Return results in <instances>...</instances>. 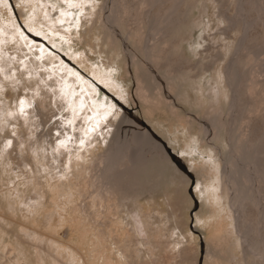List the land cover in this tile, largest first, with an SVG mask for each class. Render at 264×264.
Wrapping results in <instances>:
<instances>
[{
  "label": "rangeland",
  "instance_id": "obj_1",
  "mask_svg": "<svg viewBox=\"0 0 264 264\" xmlns=\"http://www.w3.org/2000/svg\"><path fill=\"white\" fill-rule=\"evenodd\" d=\"M223 1L227 2L223 12L236 18L239 27L227 29V38L217 33L227 27L217 15L220 6L200 0L187 19L190 26L170 41L179 46L170 57L190 61L183 67L207 63L212 69L203 81L192 79L173 87L148 52L155 40L137 43L132 33L124 34L119 26L123 20L129 29L141 25L136 23L143 11L137 0H0V264L260 261L252 257L246 262L244 251L253 247L264 254V213L259 211L264 209V196L254 194V187L259 191L263 186L255 165L261 157L258 145L264 143V84L262 77L251 82L256 72L253 69L251 75L254 56L245 55L243 67L231 58L239 45L243 50L246 43L264 40V22L256 20L257 13L260 17L263 13L264 20V5L256 0L257 12L242 14L245 0ZM151 14L146 17L148 26ZM249 17L255 18L251 24L246 23ZM198 20L203 26L193 29L191 24ZM107 21L119 37L110 32ZM244 23L245 32L241 30ZM149 32L150 28L144 35ZM170 57L167 61L172 62ZM205 57L209 59L202 61ZM240 67L238 82L245 80L243 98L249 103L241 129L248 135L255 128L260 135L252 143V153L246 146L237 148L242 136L234 137L236 125L230 117V113L236 116L237 107H231L226 98L230 89L224 73L237 95L239 86L232 81ZM197 71L188 75L195 76ZM215 87L221 102L218 131L213 122L218 110L212 106ZM128 113L163 140L193 179L184 178L176 163L163 178L157 177L160 167L155 166L151 170L158 181L155 191L144 189L135 203L130 201L118 210L106 195L93 200L94 188L89 185L83 194L79 187L83 181L72 166L83 162L81 156L106 151L104 138L109 132L122 126L124 134L135 126ZM249 137L245 145L250 144ZM232 163L239 166L241 175ZM240 200L253 202L258 213L249 214L245 231L238 225L242 220L246 225L245 215L241 218L238 212ZM235 210L240 214L236 220ZM236 221L238 234L231 233ZM251 227L255 232L249 231Z\"/></svg>",
  "mask_w": 264,
  "mask_h": 264
},
{
  "label": "bare ground",
  "instance_id": "obj_2",
  "mask_svg": "<svg viewBox=\"0 0 264 264\" xmlns=\"http://www.w3.org/2000/svg\"><path fill=\"white\" fill-rule=\"evenodd\" d=\"M105 1H107L108 3L109 2L111 3L113 0H105ZM114 1H116V0H114ZM202 1L203 0H201V2ZM204 1H206V3L210 1L212 4L215 3V4L220 6L218 8L217 15L219 17H221L223 19V21L226 22L227 27L225 30H222V31L217 32V33H220V34L222 33V34L226 35L227 29L233 31V29L236 30V28L239 27L237 25L238 20L236 18L229 17L227 14H225L223 12L224 9L222 10V7H225V5H227L226 1H223V0H204ZM254 1H255V4L253 3V0H245L244 1L245 5L242 4L241 13L243 14V11H246L247 13L254 12V11L257 12L256 0H254ZM199 2H200V0H137V4H139L138 5L139 8L141 7L143 9V11L141 13L140 20L138 22L136 21V23H138V24L141 23V25L137 26V24H136L135 28L129 29L128 24L127 25L124 24L125 23L124 20L119 23V26H121L123 28L122 30H123L124 34L129 35L132 33L135 36V38H137V43L141 42L142 40H145V38H146L147 42L149 41V38H150V40L151 39L155 40L154 42L149 44V46H148L149 51L148 52L152 57V62H153V65L155 66V68L162 71V72L164 71L165 76L168 78L169 82L172 84L173 87L176 84L177 85L189 84L188 82L192 79H195L193 81L194 83L196 82V80H199V79H202L201 81H203V79L207 75L208 71L212 69L211 66H209L207 63L206 64H201V63L190 64V65L183 67V65H185V63L189 64L190 61L184 62L182 56L174 57V58L172 57V59L170 57V56H172L173 48L177 49L179 47L177 44L170 43V41L176 36V33L178 31L183 30L186 26H190L189 25L190 23L188 22L187 19L189 18L190 13L193 12V10H195L197 7H199L198 6ZM258 2L264 5V0H259ZM240 3H242V2H240ZM160 5H162V9L159 8ZM129 8H130V6H129ZM204 8H207L206 4H204ZM106 9H107V7H106ZM137 10H138V8H137ZM262 10H264L263 7H262ZM150 14H151V17L149 18L150 23L148 26L147 22H145V21L148 19L146 17L150 16ZM262 15H263V13L261 14V17H262ZM261 17L257 13L256 20L264 22V20L261 19ZM246 19H247L246 23L251 24L253 22V19H255V18L252 19V17H249V19L248 18H246ZM250 20H251V22H250ZM199 21L200 20L191 24V27L193 29H195V28L203 26L202 23H200ZM260 24H262V23H260ZM106 25H107V28L110 29V32H112V34L114 36L119 37L118 31L115 28H113V26L110 25L108 23V21H107ZM243 27L244 28H242L241 30H244V32H245V30H247L245 23H244ZM148 28L151 29V32H149L146 35L147 36L146 37L144 34H145V30L147 31ZM191 32H193V30H191ZM106 34L109 36L108 33H106ZM261 36H263V35H261ZM227 37L228 36L226 35V38ZM119 39H121V38H119ZM167 44H168V46L164 50L162 48V45H167ZM117 48H118L117 51H119L118 46H117ZM200 55L201 54H198L197 56L200 57ZM238 55H239V58L237 59ZM245 55L254 56L253 57L254 58L253 63L258 64V67H256L255 64H253L251 75L254 73L253 69L256 72H255V76L251 77V82L254 81L253 79H255V78L258 79V78L262 77L263 79L261 81L260 80H258V81L261 82V85L264 84V58L261 59V56L262 55L264 56V40L259 41L258 43H251V42L246 43L243 50H241L240 45H239L237 50L235 51V54L231 58L232 59L231 62L234 61V63H236V65H237V63H239L240 66L243 67L242 60L244 59ZM169 57L172 60V62H175V63L177 61H183V62H181L179 64H173L172 62L167 61V60H169ZM207 59H209V58L208 57L202 58V61H207ZM219 59H220V57H219ZM210 61H211V59H210ZM243 62H244V60H243ZM234 67H236V66H234ZM146 68H147V66H146ZM195 69L198 70L197 73L195 74V76L188 75ZM235 70L238 72L237 73L238 76L235 73V75H233L234 80L232 82L235 81L238 84L239 90H238L237 95H236L235 91L231 88V85H229L230 83L227 80V76H226V74H225L226 72H225L224 77H225V81H226V87H229V89H230V94H228L226 96V98H228L229 101H231V105H230L231 107H233L235 105L237 107V113H236L235 117L232 115V113H230V117H233V119L235 121V125H236L235 129H234V133H235L234 137L242 136V138L240 139V142H241L240 146H238L237 148H241V150H244V148L246 146L247 149L252 153L253 149L255 148V147L253 149L251 148L252 143H255L259 139L260 135L258 133L259 132L258 129L253 128L250 131V134L252 135L250 138L249 137L250 134H248V135L245 134L244 133L245 131L243 132V130L241 129L242 116H243V113L245 111L244 109L249 103L247 104L243 98V95H244L243 89H244V83H245L244 81L245 80L242 81V79H241L240 83L238 82L240 79L239 73L242 72V68L240 67L238 70L237 69H235ZM229 73H231V72H229ZM158 80H159L158 77L154 76V82H156V84H157ZM236 83H234V84H236ZM212 95H214V101L216 103V104H213L212 106L214 109H218V110H215V112H214L216 118L213 121L215 126H216V131H218L217 127L219 126V123H218L217 117L221 116V102H220V97H219L220 91H219L218 87H215L213 89ZM164 98L165 97H163L161 95V99H164ZM167 101H168V99H167ZM212 101L213 100L209 99V102L213 103ZM80 103H81V101H80ZM74 104H76V103H74ZM77 106H78V104H77ZM79 106L81 108V105H79ZM73 107H75V105ZM76 109H77V107H76ZM79 109H78V111H79ZM231 110H233V109L230 108V112H231ZM72 111L74 112V108ZM217 114H218V116H217ZM127 115L129 116L131 121L135 124V126L128 127L127 128L128 130H125L124 134L122 133V130L124 129V127H122V126L114 129L113 132H109L108 135L105 136V138H104L106 140L104 142V143H106V146H105L107 148L106 151H102V153L99 156L93 155V156H90L89 158H86L85 156L84 157L81 156L83 162L82 163L75 162L74 165L72 166V167H75L77 169V174H76L77 179L79 181H83L82 185L79 186V187L83 188V194L86 192L85 189H87L89 186H91L94 188V190L92 191V194H93L92 199L93 200L96 199V201H97L99 199H102L106 195L110 201L116 203L118 210L120 208H123L124 205L126 206L127 203L130 201L134 202V200H135V202H136L137 199L142 196V193L145 194L143 192L144 189L150 188L148 190L151 191L153 188H156V186H157L156 183H158L157 177H162L167 172V170H170L172 168L171 166L173 163H176L178 165L177 166L178 171L182 174V176L184 178L193 179L192 174L189 173V171H187L185 169V167H183V165L179 163V161H181V160L178 159L179 160L178 161L175 158V155H173L170 152L171 149L169 150V148L166 147L165 143H163V140H159V139H157V137L153 136L151 131L153 133H154V131L150 127L149 128L151 129V131L147 128L145 123H143V121L138 119L136 116L132 115L131 113H128ZM243 118H245V117H243ZM246 118H247V115H246ZM69 121H71V120L68 118L67 122H69ZM204 125L206 127V123ZM242 128L244 129V127H242ZM139 129L141 131H139ZM247 132H248V130H247ZM110 136H111V138L109 139ZM248 137L250 138L249 139L250 144L245 145V142H247ZM88 148H90V147H88ZM43 150L46 151L47 149L43 148ZM89 151H90V153L94 152L93 150H89ZM257 153L261 157L258 158L256 165H255L256 166L255 168H257V170H258V173H259L258 177L260 178L263 186L259 189V191H257L258 189H256L254 187V194L256 195V197H257V193H259V192H261L262 195L264 196V143H260L258 145ZM61 154H63V153H61ZM155 166L160 167V170H158V172L156 174L157 177H155L151 172L152 168ZM231 166L233 169H236V173L238 175H241V173L238 171L239 166L236 163H232ZM171 171H172V169H171ZM244 175H245V173H244ZM230 178H231V176H230ZM103 179H105V181H106L105 184H104ZM225 179H226V182L230 180L229 174L225 173ZM232 179H234V178H232ZM248 180H250V179H248ZM191 184L192 185L194 184V180H191ZM105 185L106 186L110 185V186H109V188H107ZM243 187H242V192L244 191ZM229 192H230V194L232 193L230 190H229ZM12 194H13V192H12ZM146 195L148 196V193ZM149 196H150V194H149ZM239 202H241L240 204H242V205H240L238 203L239 205H237V206L239 207V210H240L238 212L241 213V218L245 215L246 225L243 226L244 220L240 221V223L238 225H240V228H241L240 230L245 231L244 228H246V226L250 222V220H249L250 218L248 219V217L256 216L258 213H256V211L254 209L253 202L245 203V202H243V200H240ZM68 203L72 204L73 201L69 200ZM196 206H197V204H196ZM241 207L246 208V210L243 212ZM259 211H262V213H264V209L259 210ZM233 213H234V216H233L234 220H236L235 217L237 218L238 215H240V214L237 215L236 210L233 211ZM121 214H122V212H121ZM249 214H250V216H249ZM123 219H125V218H123ZM255 230H256L255 227H251L249 229V231H254V232H255ZM231 233H236V234L239 233V232L237 233V221L235 222V226H233V231ZM241 238H242L241 240L243 241V243L247 244L245 237L241 236ZM252 248H247V247L245 248V251H244V258L245 259L244 260L250 261L251 260L250 258L256 257V258H259L260 261L256 262V261L252 260L251 264H262L261 260H264V258H263L264 254L263 255L258 254V252H255L256 250L254 251L253 250L254 248L253 249Z\"/></svg>",
  "mask_w": 264,
  "mask_h": 264
},
{
  "label": "water",
  "instance_id": "obj_3",
  "mask_svg": "<svg viewBox=\"0 0 264 264\" xmlns=\"http://www.w3.org/2000/svg\"><path fill=\"white\" fill-rule=\"evenodd\" d=\"M164 143V142H163ZM166 147H167V145H166ZM168 148V147H167ZM170 152H171V150H170ZM193 187V186H192ZM228 202H229V199H228Z\"/></svg>",
  "mask_w": 264,
  "mask_h": 264
}]
</instances>
